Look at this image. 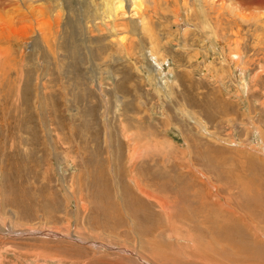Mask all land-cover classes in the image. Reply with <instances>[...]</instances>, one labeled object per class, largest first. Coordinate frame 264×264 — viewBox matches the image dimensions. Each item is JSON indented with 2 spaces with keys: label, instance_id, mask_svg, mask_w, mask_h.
Masks as SVG:
<instances>
[{
  "label": "rangeland",
  "instance_id": "1",
  "mask_svg": "<svg viewBox=\"0 0 264 264\" xmlns=\"http://www.w3.org/2000/svg\"><path fill=\"white\" fill-rule=\"evenodd\" d=\"M130 1L103 37L72 1L78 52L56 64L4 25L0 264H264V8L206 4L212 33L184 0Z\"/></svg>",
  "mask_w": 264,
  "mask_h": 264
},
{
  "label": "bare ground",
  "instance_id": "2",
  "mask_svg": "<svg viewBox=\"0 0 264 264\" xmlns=\"http://www.w3.org/2000/svg\"><path fill=\"white\" fill-rule=\"evenodd\" d=\"M72 1H74V0H0V39L3 35L2 32L4 29V25H9V24H12L14 22H18V23L22 24L20 34H19L21 36L28 34L29 29H31L32 31H34V30L38 31V33L41 37V40H42L41 42H42L43 49H44L42 54L44 55V53H45V55L51 56V58L54 59L53 64L54 63L56 64V60H57V52L55 50L56 47L61 46L63 48L64 52L67 51L70 55H75L78 52V49L75 46V44H70V41L74 42V37L76 36V33H74L73 30L71 29V25H73V23L75 21L74 13H73L74 10L71 8L73 6ZM75 1L77 3L81 2V0H75ZM121 1H123V0H99V2L96 0H88L86 7H85L84 16L86 18L92 17L94 20L98 19V21H99L98 29L100 30L98 37H100V36L103 37L106 35L102 32L104 30L109 35H113V34L117 35L115 33V30H116L115 27L117 24L116 22H117V16H118L117 10H120L119 7H121ZM155 1L158 2V0H153L152 3L154 4ZM164 1H165V8L166 9L165 10L160 9V10L168 11L169 8L172 9L173 6H171L170 0H164ZM180 1L182 2L183 0H180ZM214 1L220 2L221 4H219V5H221V7H224V3H229V4L237 5L239 8L240 7L245 8L244 7L245 2L243 0H232V1H230V0H191L190 2H187V0H184L185 3H183L182 6L184 7V4L186 5V3L190 4L191 12H193V14H195L197 19L200 18V16L202 15V12L205 13L203 16H201L202 17L201 20H203V22H204V27L213 30L211 32L214 33V32H216L214 30L216 25H215V27L212 26L213 22H211L207 18L208 13L203 10L204 8H207L204 6L206 4L211 5V6L215 5ZM255 1H258L259 7L264 8V0H254V2ZM159 2H160V0H159ZM176 2H177V0L174 1V3H176ZM254 2H253V5H254ZM125 3L127 4V6H129L130 4H135V2H132L130 0H125ZM155 4H157V3H155ZM150 6H152V5H150ZM250 7H251V9L254 8V6H250ZM69 8H70V11L67 12V9H69ZM141 8L142 7L139 4L136 5L137 11H135V12H138L136 14V16L140 19V24L138 25V27L141 29L142 35L143 34L148 35V39H149V45H148L149 49L148 50L150 51L151 58L154 59L155 61H157L159 64L158 65L159 68H158V71L156 72V76H155V74L152 75L151 73H149L151 75L146 77L147 81L151 82V84H152L154 79L160 75L159 74L160 71H163L161 69V66L163 64L162 62L165 60V56L162 57V54L160 53L161 45H158V42L156 41V39L154 37L153 30L152 29L149 30L148 24L146 21L147 18H145V16L143 15V12H140ZM152 8L154 9V7H152ZM178 10H180V8L173 9V20L174 21L171 24V26L175 25L173 27H174V30L176 32H178V34H186L187 28L191 26V22H188L187 17L192 15V13L190 15L188 14L189 16L186 15V17H184L185 19H182V18L178 19V18H176V13ZM122 11H123V8H122ZM262 11H264V10H262ZM258 12H259V10H258ZM183 13H184V11H183ZM184 14H186V12ZM240 15H242V14H240ZM131 20H132V26L134 27V33H136V27L137 26L134 25L132 17H131ZM184 22H185V24H183ZM186 22H188V23L186 24ZM178 24H180V25H178ZM100 27H101V29H100ZM222 36H223V34L221 35V37ZM139 37H142V36L140 35ZM25 39H28V38H25ZM25 39H23V40H25ZM60 39H62V42ZM214 39H215L214 41H216V40H218V37H214ZM59 40H60V42H59ZM36 42H37L36 40L33 41L32 45L34 47H36ZM166 43L167 42H164V44L162 43V46L164 47L166 45ZM122 45H123L122 48H124L126 50L128 57L131 58V56H133V54L131 53L130 49L126 48V46L123 43H122ZM144 48L145 47H143L141 49L140 55H142ZM237 52L232 53V55L235 56V60H234L235 62L234 63L237 62V57L239 54ZM64 54L66 55V52ZM1 55H2V53H1ZM220 59H222L223 60L222 62H224L226 65H229V60L226 56H224V58H220ZM59 64L61 66V63H59ZM140 65H141V68H143L141 60H140ZM141 68L136 67L135 69L139 73H142L143 71L141 70ZM99 84H100V82H99ZM160 85H161V83L159 84V90H162ZM4 86H5V84H4ZM10 91L11 90L9 89V91H7V92H10ZM7 94H9V93H6L5 96ZM183 110H184V108H183ZM144 193L151 195L149 190H145ZM151 196L154 198H157V195L153 194ZM159 202H161V201H159ZM165 205L166 204H164V202L163 203L161 202V207H163ZM214 223H216V222H214ZM228 225H229V223L222 226L223 230H219V229L215 230L214 229V231L216 233L218 232L222 235H225V233H226V239L228 240V239H230V234H229L230 232L226 231ZM248 225H249V223H248ZM248 227H251V226H248ZM249 229H251V228H249Z\"/></svg>",
  "mask_w": 264,
  "mask_h": 264
}]
</instances>
